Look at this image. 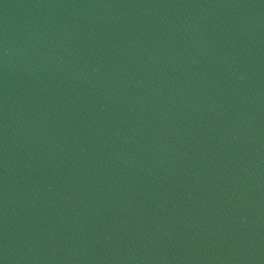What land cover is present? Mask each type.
Masks as SVG:
<instances>
[{"label":"water","instance_id":"water-1","mask_svg":"<svg viewBox=\"0 0 264 264\" xmlns=\"http://www.w3.org/2000/svg\"><path fill=\"white\" fill-rule=\"evenodd\" d=\"M0 264H264V0H0Z\"/></svg>","mask_w":264,"mask_h":264}]
</instances>
